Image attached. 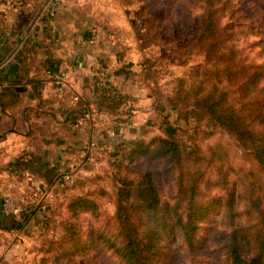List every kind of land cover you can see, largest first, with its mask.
<instances>
[{
	"label": "rangeland",
	"instance_id": "obj_1",
	"mask_svg": "<svg viewBox=\"0 0 264 264\" xmlns=\"http://www.w3.org/2000/svg\"><path fill=\"white\" fill-rule=\"evenodd\" d=\"M217 7L221 50L226 51L224 59L234 64L230 77L222 78L227 102L241 121L257 131L261 127L253 120L254 112L264 111V0H220ZM202 11L201 0H64L52 19L57 27L45 33V41L89 42L93 37L92 42L109 47L120 62H109L108 68L121 67L129 76L117 82L118 87L123 83L121 92L127 97L124 115L130 116L133 108L127 106L140 97L152 112L134 124L137 135L123 141L149 140L164 136L157 108L173 96L176 79L181 78L188 89L201 78L205 55L196 37ZM85 34H90L88 41L83 40ZM252 72L262 78L255 89L244 92L240 83ZM163 114L177 126L184 154L179 163L151 165L161 206L177 197L185 205L188 184L196 186L198 201L212 206L203 211L192 249L169 225L167 213L168 228L159 241L160 251L166 254L160 264H230L233 221L251 239V246L244 248V256L251 258L259 249L255 241L264 238V168L256 162L251 143L204 116L181 118L170 106ZM141 171L137 167L134 172H118L115 158L106 152L98 167L87 165L69 184L54 187L52 196L38 202L43 208L31 209L28 219H18V229L0 226V264H126L103 242L91 238L99 233L115 237L119 179ZM77 197L90 199L94 207L78 209L73 215L69 204ZM132 217L141 222L142 234L146 215Z\"/></svg>",
	"mask_w": 264,
	"mask_h": 264
},
{
	"label": "crops",
	"instance_id": "obj_2",
	"mask_svg": "<svg viewBox=\"0 0 264 264\" xmlns=\"http://www.w3.org/2000/svg\"><path fill=\"white\" fill-rule=\"evenodd\" d=\"M46 1L24 0L15 9L10 0H0V94L6 90L21 98V105L10 112L0 107V210L4 199L12 197L15 219L43 208L31 198L33 185L48 184L49 198L58 175L71 172L73 176L92 166L86 149L90 141L101 146L102 158L116 141L136 136L134 124L152 113L144 97L127 106L133 110L123 124L132 126L122 136L109 134L119 119L97 113L91 103L85 104L86 123H76L86 115L73 110L77 98L83 102L85 94L91 98L86 87L92 83L95 56L112 64L116 60L104 43L45 41V33L57 27L45 15ZM118 89H124L123 83Z\"/></svg>",
	"mask_w": 264,
	"mask_h": 264
},
{
	"label": "trees",
	"instance_id": "obj_3",
	"mask_svg": "<svg viewBox=\"0 0 264 264\" xmlns=\"http://www.w3.org/2000/svg\"><path fill=\"white\" fill-rule=\"evenodd\" d=\"M201 1L203 11L199 16L196 44H201L205 57L198 84L185 89V82L181 78H177L178 83L174 88L173 96L167 98V104L163 103L157 108L164 136L128 143L118 140L108 152L115 158L118 172L126 173L127 170L134 172L137 167L142 169L141 173L135 177L124 175L119 179L120 186L116 195L118 232L115 237L110 239L99 233L92 234L91 238V240L98 239L103 242L113 254L126 264H160L162 262L166 253L163 254L164 251H160L159 241L168 228L167 213H170L172 220L169 219V225L172 224L178 229L184 241L192 249L198 222L203 216V211L212 206V203L204 206L201 201H198L195 196L196 186L193 184L187 185L186 206L182 204L180 197L175 198L172 204L161 206V198L154 182L151 165L179 163L184 154L183 142L180 140L177 126L167 122L163 114L166 107L170 106L172 109H176L178 117L185 119L207 117L213 125L223 126L239 138H246L251 143L256 162L264 168V111L254 112L253 120L257 126L261 127L256 131L241 121L240 115L229 107L227 89L222 85V78L225 75H231L234 64L224 59L226 51L222 52L221 50L223 39L217 16V5L220 0ZM89 36L90 34H85L83 40L88 41ZM216 56L218 57L216 58ZM97 59L100 68L94 70L92 83L86 87L91 98L88 99L86 94L85 102L77 98L73 110H79L86 114L84 112L87 109L85 104L91 103L97 113L111 114L116 116L119 122H127L128 114H126V119L118 117L125 114L121 108L126 105L127 97L118 89L117 82L119 79L126 80L129 76L127 73H123L121 67L108 68L110 64L107 58L97 57ZM115 60L119 64L120 60L116 57ZM261 78L259 72H252L246 80L240 83L241 90L247 92L255 89ZM20 105L21 98L19 96L11 95L6 90L0 94V107L3 112H10ZM190 156L191 154H187V157ZM232 198L233 196L230 194L227 199L229 209L232 206ZM92 207L94 204L90 199L77 197L70 202L69 211L75 215L78 209ZM135 213L146 215L147 228L142 234L138 230L141 222H136L132 217V214ZM10 216L13 215L5 214L0 210V226L6 230L18 229L21 222L18 219L10 218ZM231 224L233 227L227 253L230 264H263L264 238L255 241V244L258 243L259 249L257 254L248 259L244 256V248L245 245L251 246V239L241 226L235 224L234 221ZM92 243H85V248ZM172 256L173 254L170 255V258Z\"/></svg>",
	"mask_w": 264,
	"mask_h": 264
},
{
	"label": "built area",
	"instance_id": "obj_4",
	"mask_svg": "<svg viewBox=\"0 0 264 264\" xmlns=\"http://www.w3.org/2000/svg\"><path fill=\"white\" fill-rule=\"evenodd\" d=\"M11 1V5L16 9L19 8L23 5L24 0H10ZM64 0H47L46 1V6H45V14L46 16H48L49 18L53 19L54 17H56L61 5L63 4ZM93 37H91V39L89 40L90 44L93 45L94 42L93 41ZM97 68L99 67L98 62L95 64ZM64 77V76H63ZM89 115H82L77 119V124H84L86 123V121L88 120ZM132 124L131 123H125V124H119L116 126V128H113L109 131L110 135H118V136H122L125 132V129L127 127H131ZM86 149L88 151V156L90 158V162L92 163V167L96 168L99 165V159L102 156V148L101 146L96 142V141H90L87 145H86ZM73 179L72 173L71 172H65V173H61L60 175L57 176L56 178V184L57 185H67L69 184ZM49 193V185L43 182L37 183L35 185H33L32 190H31V198L33 199L34 202L38 203L40 201H44L47 198V195ZM15 206V200L10 197L7 196L4 201H3V207H2V212L5 214H8L9 211L14 208Z\"/></svg>",
	"mask_w": 264,
	"mask_h": 264
}]
</instances>
